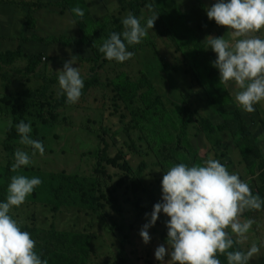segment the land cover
I'll list each match as a JSON object with an SVG mask.
<instances>
[{
	"label": "rangeland",
	"instance_id": "1",
	"mask_svg": "<svg viewBox=\"0 0 264 264\" xmlns=\"http://www.w3.org/2000/svg\"><path fill=\"white\" fill-rule=\"evenodd\" d=\"M9 1L20 15L12 23L8 21L6 30H10V23L11 26L16 24V36H2L0 49L15 51L22 47L26 55L13 65L0 62V167L11 166L14 151L23 150L29 154L31 162L17 169L15 174L36 176L42 181L20 206L10 209L14 219L24 227L41 231L54 228L69 233L71 238L80 234L88 242V264H172L167 252L165 221L169 217L166 214H158L156 223L149 227L147 244L139 235L149 218L145 214H150L153 205L161 200L160 182L164 171L157 165L154 151L143 139L126 103L117 96L113 82L120 73H125L133 85H138L140 78L147 76L170 108L188 105L193 118L187 138L194 143L202 163L209 158L218 160L230 173H238L250 187L254 179L231 134L223 130L208 134L199 129L206 116L215 127H220L222 120L208 98L210 92L215 95L213 87L208 83L201 86L191 72L194 62L204 64L209 71L213 68L216 53L206 49L207 41L211 39L209 35H224L230 44L242 37H236L228 26L217 25L208 19L206 8L215 0H174L178 6L174 10L179 17V23L174 26L158 11L161 0H150L142 8L141 18L146 21L157 14L153 28L147 30L152 45L133 53L122 63L103 62V59L96 63L89 39L80 32L73 15L61 8L62 0H32L30 4L25 0L23 5L21 0ZM85 2L100 26L122 19L130 12L123 0ZM169 2L173 3V0ZM29 19L32 20L30 23ZM251 35L264 38V29ZM33 54L40 55L41 60L29 73L27 56ZM71 57L75 61L72 66L78 67L83 80L96 72L100 84L77 102L54 110L51 107L53 98L62 94L56 72ZM216 77H219L217 69ZM230 82L235 101V95L240 91L237 85L233 81L222 84L226 86ZM36 90L45 92L42 101L40 98L32 100L28 93L24 95L26 91ZM254 107L256 110L248 113L239 106L246 123L255 128L257 145L264 153V100ZM54 116L57 119L53 122ZM20 121L30 123L32 131L29 135L43 143V155L33 154L30 146L20 143L16 131ZM13 125L15 137L7 140ZM6 140L13 149L5 147ZM101 170L105 185L98 193L101 197L94 209L73 205L55 207L50 192L52 174L94 176ZM247 218L255 222L246 234L247 238L238 244L242 250L254 242L258 245L264 242V210H253L240 216L241 220ZM226 230L230 232V229ZM233 239H237L234 234ZM159 245L166 248L163 261L154 256ZM261 255L250 259L249 264H264V248H261ZM217 258L220 264H227L224 254H217Z\"/></svg>",
	"mask_w": 264,
	"mask_h": 264
},
{
	"label": "clouds",
	"instance_id": "2",
	"mask_svg": "<svg viewBox=\"0 0 264 264\" xmlns=\"http://www.w3.org/2000/svg\"><path fill=\"white\" fill-rule=\"evenodd\" d=\"M71 11L79 17L84 10L74 7ZM209 20L217 25L229 27L237 39L230 44L223 36L208 39V47L216 53L212 61L218 70L219 81H233L240 89L235 101L243 111H255L254 105L264 100V38L251 35L264 29V0H215L206 8ZM157 14L148 17L143 25L129 12L122 18L124 30L111 32L98 51L104 58L122 63L133 53L127 46L139 44L153 28ZM69 59L56 72L59 88L66 97V103H75L81 96L84 80L78 67ZM20 143L30 146L33 154L43 155L45 148L38 139L29 134L30 123L20 121L16 125ZM14 163L10 170L15 172L30 164L27 152L17 149L13 153ZM39 177L22 174L13 175L7 185V195L0 200V264H47L34 250L35 241L30 233L22 231L18 222L10 215L13 206H20L34 188L41 184ZM161 200L153 205L147 222L139 235L147 244L150 240L149 227L153 226L158 214H166V243L172 264H220L217 253L225 255L227 264H249L250 259L261 255L260 245L252 243L246 250L234 249L247 238L252 228V218L240 219L249 209L264 207V198L253 195L249 185L239 174L229 172L218 160L209 158L202 164L176 163L165 171L161 179ZM226 229H230V232ZM233 234L237 239H233ZM232 249V250H230ZM164 245L154 250L155 259L163 261Z\"/></svg>",
	"mask_w": 264,
	"mask_h": 264
},
{
	"label": "trees",
	"instance_id": "3",
	"mask_svg": "<svg viewBox=\"0 0 264 264\" xmlns=\"http://www.w3.org/2000/svg\"><path fill=\"white\" fill-rule=\"evenodd\" d=\"M148 1L150 0H130L128 2L123 0V3L127 5L126 9L136 16L143 25L145 20L141 18L142 8ZM161 3L162 6L158 8L161 17L171 22L173 26L179 23L177 19L179 17L176 16L174 10L177 6L176 2L173 0V3H170L169 0H161ZM60 6L73 15L80 32L89 39L95 55L94 62L98 63L102 59L103 62H108L109 60L105 59L98 49L111 32L121 33L124 30L122 19L117 18L105 26H100L87 9L85 0H62ZM74 7L82 8L84 16H76L71 11ZM30 21L32 20L29 19V23ZM151 45L152 40L146 36L141 43L127 46V48L132 53H136ZM24 55L26 54L22 47L15 51L0 49V62L5 65H13L18 58H23ZM27 58V71L32 73L38 66L41 56L33 54L27 56ZM191 72L201 86L202 83H208L213 87L215 95L210 92L208 98L215 113L220 115L222 120L221 126L215 127L210 117L206 116L202 119L199 129L208 134L220 130L228 131L231 134L244 158L248 173L254 179L253 185L250 186L252 194L264 198V153L257 145L255 128L246 123L241 109L231 96V82L224 86L219 81V77H216V69L213 67L209 71L204 64L194 62ZM99 84V75L93 72L91 76L84 80V88L80 97L85 96L90 89ZM113 85L117 96L122 97L126 103V109L130 110L135 125L139 126L138 129H140L143 139L149 148L154 151L157 165L162 168L164 173L176 163L202 164V159L199 158L194 143L187 138L188 126L192 123L193 118V111L188 105L184 104L176 108H170L164 102L162 94L152 87L153 85L147 76H142L139 84L133 85L125 73H120L114 80ZM140 89L143 90L139 92ZM24 93V95L30 94L32 100L40 98L41 101L44 99L45 94L44 91L37 90ZM71 104L66 103V97L62 93L53 98L51 107L55 110L59 106ZM17 119L18 116H16ZM56 119L57 117L54 116L53 122ZM14 128L15 125L9 131L7 140H12L15 137ZM7 140L5 147L13 149L11 144H7ZM10 168L11 166L0 167V200L6 198L10 178L16 175ZM103 174V170L94 176H78L66 173L55 176L52 174L54 182L50 181V192L53 195L55 207L61 208L73 205L94 209L100 201L101 196L98 193L101 187L105 185ZM253 210L257 209H249L242 214L247 215ZM259 210H264V207ZM10 215L14 219L11 212ZM20 227L22 231L30 233L31 238L35 241L34 250L40 255L41 259L47 261V264H88L90 256L88 242L80 234L71 238L69 233L54 228L41 231L35 227L30 228L23 225H20ZM233 247L242 250L238 244L233 245ZM176 264H179V262H176Z\"/></svg>",
	"mask_w": 264,
	"mask_h": 264
},
{
	"label": "crops",
	"instance_id": "4",
	"mask_svg": "<svg viewBox=\"0 0 264 264\" xmlns=\"http://www.w3.org/2000/svg\"><path fill=\"white\" fill-rule=\"evenodd\" d=\"M7 2H9L8 4H4L6 2L0 1V31L2 30L3 32L0 33V42L2 41V36H16V30H17V26L16 24H12L11 23L14 20H17L18 16L20 15V12L18 10H13L12 8V4L10 3L9 0H6ZM22 1V5L25 4V0H21ZM29 4L31 3L32 0H28ZM11 20L9 29L10 30H6V26L8 24V21ZM6 31V32H5ZM4 41H7L5 37H3Z\"/></svg>",
	"mask_w": 264,
	"mask_h": 264
}]
</instances>
